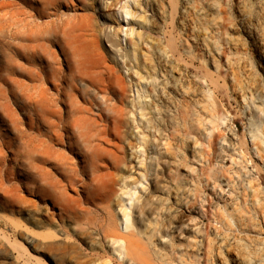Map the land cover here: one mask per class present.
Here are the masks:
<instances>
[{
    "label": "bare ground",
    "instance_id": "1",
    "mask_svg": "<svg viewBox=\"0 0 264 264\" xmlns=\"http://www.w3.org/2000/svg\"><path fill=\"white\" fill-rule=\"evenodd\" d=\"M109 1L0 0V247L17 248L37 264L44 258L47 264L57 258L64 264H231L225 228L244 225L248 216L231 209L228 214L224 206L226 214L219 218L223 232L210 234L200 228L198 212L195 218L186 210L181 221L162 198L166 186L159 169L160 113L178 92L190 99L196 96L182 75L169 94L157 95L159 137L156 146L149 147L158 166L151 157L149 164L140 162L142 172L134 181L120 175L126 165L130 117L135 116L134 123H140L137 113L141 123L148 117L142 96V103L129 100L121 68L136 63L140 88L148 52L143 55L139 48L146 44L160 63L170 42L137 33L128 40L131 50L122 53L110 38L111 29L100 27ZM130 1L120 11L127 21L132 18L126 35L134 36L135 26L147 19L136 18ZM239 26L264 75V3L252 10L245 6ZM202 43L212 54L211 44ZM227 44L224 55L237 56L227 63L240 71L238 78L233 72L231 78L252 99L261 92L254 71L245 54L233 49L234 40ZM152 81L156 92L157 79ZM216 122L223 125L225 118L218 116ZM143 123L147 128L154 124L150 119ZM259 135L260 130L253 137ZM148 136L137 135L139 149L149 144ZM151 173L155 181L150 193L139 194ZM168 196L175 203L176 185ZM232 254L235 264H264V242L258 261L248 257L244 242H238Z\"/></svg>",
    "mask_w": 264,
    "mask_h": 264
},
{
    "label": "rangeland",
    "instance_id": "2",
    "mask_svg": "<svg viewBox=\"0 0 264 264\" xmlns=\"http://www.w3.org/2000/svg\"><path fill=\"white\" fill-rule=\"evenodd\" d=\"M125 2L110 0L99 22L101 28L111 29L110 38L122 53L131 50L128 40L135 38L137 33L167 43L169 40L170 44L162 53L160 63L146 44L139 48L143 55L147 54L144 50L148 52L147 69L141 67L146 80L140 88L137 87L136 63L128 62L125 69L121 68L129 100L142 103L139 95L142 96L148 108V117L143 122L150 119L154 124L147 128L141 123L139 113L136 118L140 123L132 121L135 116L130 117L126 165L120 175L134 181L142 172L140 162L149 164L151 157L155 168L156 163L158 166L159 160L156 162L152 147H149L150 144L156 146L159 137L155 132L156 119L160 118L155 107L157 95L160 91L169 94L173 81L182 75L183 84L194 90L196 96L190 99L178 92L171 96V103L164 102L160 113L163 159L159 169L166 186L162 198L181 221L186 219V210L195 218L194 211L198 212L200 228L210 234L216 229L223 232L219 218L226 214L224 206L229 209L228 214L230 209L235 210V214H245L249 219L244 225L238 223L237 227L225 228L226 256L231 264H235L233 248L238 242H244L248 245V257L260 260L259 250L264 242V112L260 113L258 107L264 111V75L250 39L239 23L245 6L252 10L264 0H131V12L136 18L144 16L147 19L143 25L135 26L134 36L126 35L133 21L132 18L127 21L121 15L120 7ZM203 11L206 14L200 17L199 13ZM230 39L234 40L233 49L245 54L254 71L253 78L261 88L252 99L249 91L231 78L232 72L238 78L240 71L227 63L229 57L234 62L237 56L224 55L228 52L227 40ZM202 40L211 44L212 54ZM141 59L145 58L142 56ZM152 79H157L159 85L156 92ZM218 116L225 118L223 125L217 126ZM258 130L262 135L254 138ZM142 132L149 135V144L139 149L141 143L137 135ZM154 152L157 153V149ZM169 171L172 174H168ZM154 181L153 173L149 174L148 180H144V192L140 186L139 194L150 193ZM175 185L178 196L174 203V197H169L168 192ZM253 223L259 226L254 229ZM32 251L31 255H36ZM32 259L30 254L17 248L0 247V264H37ZM44 259L42 264H47ZM63 261L57 258L50 262L64 264Z\"/></svg>",
    "mask_w": 264,
    "mask_h": 264
}]
</instances>
